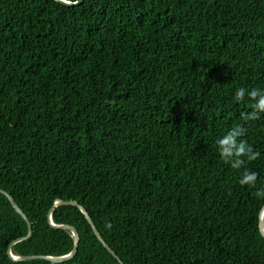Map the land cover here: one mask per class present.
<instances>
[{"label": "trees", "instance_id": "trees-1", "mask_svg": "<svg viewBox=\"0 0 264 264\" xmlns=\"http://www.w3.org/2000/svg\"><path fill=\"white\" fill-rule=\"evenodd\" d=\"M66 1L0 0V189L33 226L12 253L73 251L63 200L58 264H121L80 206L124 264H264V114L234 101L264 89V0ZM236 125L260 153L239 170ZM28 233L0 193V264H57L13 260Z\"/></svg>", "mask_w": 264, "mask_h": 264}, {"label": "clouds", "instance_id": "clouds-1", "mask_svg": "<svg viewBox=\"0 0 264 264\" xmlns=\"http://www.w3.org/2000/svg\"><path fill=\"white\" fill-rule=\"evenodd\" d=\"M246 97L251 102L252 111L243 113L242 118L246 120L258 119L260 115L264 114V89L254 88L249 91L240 87L235 92L234 101L237 103L244 102ZM244 134L245 129L241 125H236L216 141L221 158L237 170L245 165L246 159L247 161H254L260 155L248 141L242 138ZM257 179L256 172L245 169L240 182L243 185L255 186ZM257 195L264 199V188L258 190Z\"/></svg>", "mask_w": 264, "mask_h": 264}, {"label": "water", "instance_id": "water-1", "mask_svg": "<svg viewBox=\"0 0 264 264\" xmlns=\"http://www.w3.org/2000/svg\"><path fill=\"white\" fill-rule=\"evenodd\" d=\"M59 2H62L68 6H73V5H76L75 3H72V2H68L66 0H57ZM80 2V1H79ZM78 2V3H79ZM77 3V4H78ZM0 193L1 194H4L5 196H7L9 198V200L11 201V203L13 204L14 208L17 210V212L25 219V221L27 222L28 226H29V233L26 237H23V238H20L18 240H16L15 242L12 243L11 247H10V255L11 257L13 258L14 261L16 262H22V261H30V260H37V259H45V260H48V261H51L53 263H64V262H67L71 259H73L77 253H78V250H79V244H80V241H81V237H80V233L79 231L73 227V226H69V225H56L54 224L53 222V218H52V215H53V211L55 208L59 207V206H63V205H73V206H78L77 203L75 202H66V201H63V200H59L57 201L55 207L50 211V214H49V218H50V223L51 225L56 228V229H65V230H69L71 233H72V236L74 238V249L73 251L68 254V255H65V256H61V257H47V256H26V257H18V256H15L13 253H12V247L17 244L18 242H21L23 240H27L29 239L31 236H32V233H33V226H32V223L30 222L29 218L27 217V215L24 213V211L17 205V203L15 202L14 198L9 194L7 193L6 191L0 189ZM81 210L83 211V213L86 215L89 223L91 224V226L93 227V230L96 234V236L98 237L99 241L104 245V247L121 263V264H124V262L121 260V258L116 254V252L108 245V243L104 240V238L102 237V235L100 234V232L98 231L95 223L93 222L92 218L90 217L89 213L87 212V210L84 208V207H81ZM260 229H261V233L262 235L264 236V208H263V211L261 213V222H260Z\"/></svg>", "mask_w": 264, "mask_h": 264}]
</instances>
